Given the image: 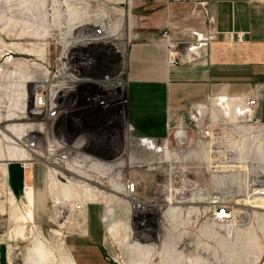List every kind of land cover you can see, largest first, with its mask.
<instances>
[{
	"label": "rangeland",
	"instance_id": "rangeland-1",
	"mask_svg": "<svg viewBox=\"0 0 264 264\" xmlns=\"http://www.w3.org/2000/svg\"><path fill=\"white\" fill-rule=\"evenodd\" d=\"M136 1L139 0H0V159L9 160V152L16 146L10 140L17 142L18 151H26L22 142L35 125L28 115L29 96L41 70H54L71 38L94 26H108L116 48H121L133 39L136 23L132 9ZM96 48L100 54L89 59L96 61L97 71L121 70V57L109 44ZM97 117L102 116H88L80 126L48 125L42 136L72 140L84 133L91 145L99 144L100 135L109 131ZM234 125L233 143L208 144L196 148L191 157L173 154L172 150L168 154L157 149L143 150L127 141L125 149L117 126L118 176L110 184L117 185L121 189L118 192L110 189L108 178L88 181L78 175L61 174L70 182L97 188L103 197L116 195V212L113 208L108 212L112 219L107 224L108 234L123 242L116 246L109 240L106 249L118 261L116 264H125L124 247L130 241L136 250L149 252L156 248L160 252V236L165 231L180 237L178 247L185 254V264H264V208H255V201L259 202L257 191L264 185V123ZM62 178L58 181L65 182ZM183 178L187 182L183 183ZM128 180L137 184L134 198H127L123 190L122 183ZM215 197L236 215L229 222L212 219L209 202ZM8 204V195L0 190V216L12 212L6 208ZM114 214L126 221H119ZM61 221L58 217L45 229V238L37 239L52 252L60 241L51 230H57ZM16 241L22 243L18 245L28 244Z\"/></svg>",
	"mask_w": 264,
	"mask_h": 264
},
{
	"label": "crops",
	"instance_id": "crops-1",
	"mask_svg": "<svg viewBox=\"0 0 264 264\" xmlns=\"http://www.w3.org/2000/svg\"><path fill=\"white\" fill-rule=\"evenodd\" d=\"M193 2L139 0L132 9L136 26L128 51L126 115L138 135L157 140L167 138L172 124L191 121L194 104H208L214 96H257L255 117L264 123V0H210V7L217 16L218 31L243 34L244 41L221 38L210 47L206 61L169 67L167 47L159 41L161 32L168 26H197L189 19ZM119 128L126 149L125 128ZM116 130L103 132L99 144L91 146L84 154L86 165L68 173L88 181L108 178L110 189L121 191L117 185L110 184L118 176L115 173ZM128 156L131 157V152ZM90 157L103 169L97 171L88 167ZM61 174L56 167L30 160L29 155L0 159V190L8 195L6 208L12 210L11 215L0 216V264L118 262L106 252L109 240L116 246L123 242L122 238L116 240L108 234L111 208L116 212V195L103 197L97 188L70 182ZM60 177L65 182L58 181ZM80 203L84 204L83 210L76 209ZM114 215L119 221H126ZM58 217L62 220L58 229L51 230L60 241L53 249L57 260L36 263L33 246L37 239L45 238V229ZM17 239L28 244L18 245ZM179 244L180 237L173 231H165L160 236V252L156 248L149 252L136 250L130 241L124 247L125 264H185V254Z\"/></svg>",
	"mask_w": 264,
	"mask_h": 264
},
{
	"label": "built area",
	"instance_id": "built-area-1",
	"mask_svg": "<svg viewBox=\"0 0 264 264\" xmlns=\"http://www.w3.org/2000/svg\"><path fill=\"white\" fill-rule=\"evenodd\" d=\"M189 19L197 26H168L161 32L159 41L167 47V65L179 67L204 62L209 57L210 47L221 38L243 42V34H223L217 29V16L210 7V0H194ZM188 19V20H189ZM114 35L108 26H94L90 31L75 34L62 50L58 59L59 65L52 70L44 67L40 76L34 81L35 87L29 96L31 105L28 115L33 121L34 129L22 142L25 150L30 152V160H40L49 166L58 168L62 174L86 165L84 154L93 145L87 140L86 134L75 139L66 137L52 138L43 133L48 125L55 128L62 126H80L88 116L101 115V124L108 131L117 126L125 128L126 141L143 150H156L161 153L175 151L173 154L191 157L196 148L216 144L226 146L234 142V123H261L255 117L258 107L257 96H214L210 104H194L190 112V122L180 120L169 127L167 138L157 140L138 135L135 127L126 115L128 106V51L131 40L124 42L121 48L113 42ZM109 44L115 54L121 57L123 65L113 73L100 72L96 61L89 59L100 54L96 45ZM114 54V53H113ZM93 58V57H92ZM107 64V63H106ZM110 64V62H108ZM28 99V100H29ZM215 101H218L215 105ZM227 104H230L227 106ZM215 109V110H213ZM220 109V110H219ZM215 111L217 113H215ZM105 132V130H104ZM173 139H170V135ZM44 139V140H43ZM43 140V141H42ZM34 153V154H33ZM24 167L27 164L24 162ZM88 167L102 170L103 166L95 163L90 157ZM183 183L187 179H182ZM189 183V182H188ZM191 183V190L196 188ZM123 190L133 198L136 194L135 181L122 183ZM259 202L264 205V185L258 192ZM212 219L219 223L230 221L232 210L219 197L210 199ZM84 204L76 205L83 210ZM11 264V263H7Z\"/></svg>",
	"mask_w": 264,
	"mask_h": 264
},
{
	"label": "bare ground",
	"instance_id": "bare-ground-1",
	"mask_svg": "<svg viewBox=\"0 0 264 264\" xmlns=\"http://www.w3.org/2000/svg\"><path fill=\"white\" fill-rule=\"evenodd\" d=\"M229 105L230 104H227V106H229ZM10 144L11 145H16V146L18 145L17 142H14L12 140H10ZM16 146L12 147L11 151L9 152L11 160L16 158V157H19V156H24V155H29L30 156V152L29 151H27V150L26 151H24V150L18 151L19 149ZM262 184H264V183H262ZM134 190L136 191V188ZM257 194H258V191H257ZM128 197L129 196H127V198ZM129 198H131V197H129ZM255 203H257V205H258V206L256 205L255 208H262V209L264 208V205L261 206V204H260V202H258V200H256ZM235 216L236 215L234 213H232V215L230 216V220L233 219ZM32 252L35 255V258H34L35 260L34 261L36 263H40V262H44V261L45 262L51 261L52 263H54L55 260H57L56 256L54 255V253L47 247V245L43 241H38L37 240L35 242L34 246H33ZM67 264H69V263H67Z\"/></svg>",
	"mask_w": 264,
	"mask_h": 264
}]
</instances>
